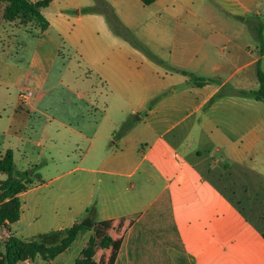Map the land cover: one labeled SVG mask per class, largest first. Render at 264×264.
Wrapping results in <instances>:
<instances>
[{
    "label": "crops",
    "instance_id": "1",
    "mask_svg": "<svg viewBox=\"0 0 264 264\" xmlns=\"http://www.w3.org/2000/svg\"><path fill=\"white\" fill-rule=\"evenodd\" d=\"M48 1L41 10L48 28L31 34V57L21 68L23 85L36 97L21 105L17 96L4 131L7 150L28 159L35 144L20 135L28 126L41 138L61 133L73 143L64 162L72 161L81 176L73 195H62L63 188L54 195L62 211L54 209L53 218L64 224L32 238L89 220L92 226L76 240L85 239L80 258L96 238L93 264H264V102L236 92L259 87L232 85L233 75H202L232 68L231 59L220 65L205 55V35L181 27L175 0L149 7L140 0ZM108 11L128 34L145 17V26H153L148 30L159 35L160 53L147 54L123 36ZM162 14L176 22L169 34ZM259 62L264 72V49L245 65H256V79ZM178 71L209 82L199 87ZM25 164L18 173L33 166ZM41 188L35 184L19 195L16 223L39 207L28 196ZM24 197L33 201L28 205ZM104 222L111 224L108 249L95 232ZM12 226H4L7 238L17 237Z\"/></svg>",
    "mask_w": 264,
    "mask_h": 264
},
{
    "label": "rangeland",
    "instance_id": "2",
    "mask_svg": "<svg viewBox=\"0 0 264 264\" xmlns=\"http://www.w3.org/2000/svg\"><path fill=\"white\" fill-rule=\"evenodd\" d=\"M174 2V7L178 10L175 14L181 20V27L205 35V39L208 41L205 45V55L208 53L210 58L220 65L227 58L231 59L232 68L219 69L215 73L210 72L202 75L221 79L233 75L232 85L241 81L246 83L248 89H257L259 83L255 75L256 65H245L256 59L262 49L260 40L255 39L254 34L256 32L258 35L259 27L264 25V0H175ZM240 2L241 5H239ZM5 8L6 5L0 3V156L10 147V140L4 131L17 106V96L19 97L20 93L29 90L27 86L23 85L21 79L35 42L31 34L40 28L35 22L27 25H22L20 21L8 22L4 18ZM105 8L102 5L93 9L104 10ZM147 10V12L150 11V9ZM193 14L197 17H194ZM144 19L145 17L140 19L139 26L132 30L133 32L128 34L125 29L123 32H127L128 38L138 43L139 47H143L147 54L152 51L158 54L162 50L159 45V35L156 30L154 32L148 30L152 25L146 27ZM156 19L153 20V24L156 23ZM162 23L163 31L168 34L176 28V22L165 14H162ZM199 71L203 73L202 70ZM231 87L229 85L227 90ZM32 92L35 95L34 90ZM69 102L75 103L73 99H70ZM52 125L56 124L52 122ZM38 130H33L30 126L22 130L20 135L32 141L36 148L34 146L28 148L30 155H27V160L21 159L18 154L14 159L18 170L26 169L25 162L30 161L33 166L29 167L28 173L33 172L35 184L42 185L37 193L28 196V198L32 196L33 200H37L39 207L34 212L26 211L22 223H15L12 226L13 233L21 239L26 237L32 240L38 239L32 238L34 233L56 229L64 224L63 220L53 218L52 211L54 209L62 211L57 202L58 195L55 197L54 195L56 192L58 193L59 188L64 190L62 195H73L74 184L81 176V173L75 170L76 166L72 161L64 162L65 155L73 152V143L67 142L61 133L54 131H50L41 138L42 133ZM39 142L42 143L41 147L37 146ZM39 152L42 153V158L37 157ZM5 178L6 176L0 175V180ZM33 200L24 197V201L28 202V205ZM59 215L62 216V214ZM27 220L28 224L34 226L33 228L30 225L25 228ZM20 229L21 232H19ZM4 230V226L0 227V252H3L2 246L7 239ZM84 241L83 237L76 240L71 248L59 256L53 264H73L80 256ZM17 264L26 263L19 262ZM30 264L50 263L38 258Z\"/></svg>",
    "mask_w": 264,
    "mask_h": 264
},
{
    "label": "trees",
    "instance_id": "3",
    "mask_svg": "<svg viewBox=\"0 0 264 264\" xmlns=\"http://www.w3.org/2000/svg\"><path fill=\"white\" fill-rule=\"evenodd\" d=\"M140 1L144 6L148 7L158 0ZM0 3L6 5L4 18L8 22L20 21L22 25L35 22L40 26L41 31L48 28L49 24L41 13V10L48 7L50 4L48 0L36 3L30 2L29 0H0ZM87 11L90 12L91 10ZM107 14L114 27L121 32L123 36L128 37L127 32H123L124 28L121 27L113 15L109 11ZM263 32L264 25L260 26L258 29V36L262 49H264ZM131 42L138 45V43L134 41ZM178 72L185 76H189L199 87L209 82L204 78H198L186 71ZM257 78L259 88L256 91L246 92L240 90L236 92L242 95H251L258 101L264 102V72L261 70L260 62L257 65ZM226 90L222 93H225ZM127 129H129V125H125L120 133H125ZM0 175L6 176L4 180H0V227H2L5 226L7 222L9 224H14L19 221L21 217V200L19 195L33 187L35 181L27 172L24 174L17 172L12 150H7L0 159ZM110 227L111 224L109 222L98 224L95 227L96 235L100 238L101 247L103 249H108L112 244V238L105 233ZM84 230H87L85 226L76 224L64 231L53 232L31 241L10 236L5 240L2 246L3 252H0V264H17L27 260L35 261L37 258H41L45 261H52L59 255L68 251L78 238L79 234ZM95 243L96 238H91L87 247L82 251L81 257L77 259L74 264H93Z\"/></svg>",
    "mask_w": 264,
    "mask_h": 264
},
{
    "label": "built area",
    "instance_id": "4",
    "mask_svg": "<svg viewBox=\"0 0 264 264\" xmlns=\"http://www.w3.org/2000/svg\"><path fill=\"white\" fill-rule=\"evenodd\" d=\"M32 97H33V92L31 90H26L19 94L18 101L21 104H25Z\"/></svg>",
    "mask_w": 264,
    "mask_h": 264
},
{
    "label": "water",
    "instance_id": "5",
    "mask_svg": "<svg viewBox=\"0 0 264 264\" xmlns=\"http://www.w3.org/2000/svg\"><path fill=\"white\" fill-rule=\"evenodd\" d=\"M82 225L85 226V227H91L92 226V224H91V222L89 220L83 222Z\"/></svg>",
    "mask_w": 264,
    "mask_h": 264
}]
</instances>
